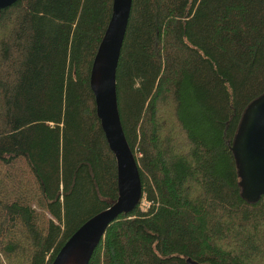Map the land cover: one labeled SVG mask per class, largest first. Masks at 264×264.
I'll use <instances>...</instances> for the list:
<instances>
[{"label":"trees","instance_id":"obj_1","mask_svg":"<svg viewBox=\"0 0 264 264\" xmlns=\"http://www.w3.org/2000/svg\"><path fill=\"white\" fill-rule=\"evenodd\" d=\"M113 1L0 12V264H52L119 198L91 88ZM263 94L264 0H133L117 96L143 197L89 264H264V197L243 200L231 150Z\"/></svg>","mask_w":264,"mask_h":264},{"label":"water","instance_id":"obj_2","mask_svg":"<svg viewBox=\"0 0 264 264\" xmlns=\"http://www.w3.org/2000/svg\"><path fill=\"white\" fill-rule=\"evenodd\" d=\"M18 0H0V12ZM133 0H114L111 21L91 71L97 114L118 163L119 198L86 222L64 245L52 264H89L108 227L121 215L135 211L143 197L138 162L126 140L118 107L117 69ZM231 150L242 198L255 205L264 197V94L245 110Z\"/></svg>","mask_w":264,"mask_h":264},{"label":"built area","instance_id":"obj_3","mask_svg":"<svg viewBox=\"0 0 264 264\" xmlns=\"http://www.w3.org/2000/svg\"><path fill=\"white\" fill-rule=\"evenodd\" d=\"M148 206H149V203L148 202H146V201H144L142 204H141V208L142 209H146V208H148Z\"/></svg>","mask_w":264,"mask_h":264}]
</instances>
